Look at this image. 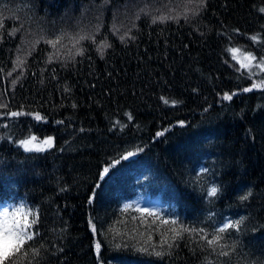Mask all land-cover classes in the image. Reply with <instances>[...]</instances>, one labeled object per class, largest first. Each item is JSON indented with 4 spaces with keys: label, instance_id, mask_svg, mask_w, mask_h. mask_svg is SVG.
Instances as JSON below:
<instances>
[{
    "label": "trees",
    "instance_id": "trees-1",
    "mask_svg": "<svg viewBox=\"0 0 264 264\" xmlns=\"http://www.w3.org/2000/svg\"><path fill=\"white\" fill-rule=\"evenodd\" d=\"M261 9L264 0H0V210L23 203L39 216V255L29 248L22 264H264V89L243 91L264 72L249 78L226 50L264 57ZM61 34L49 62L45 41ZM80 35L90 38L76 55ZM30 135L53 146L25 152L18 141ZM134 196L157 216L121 209ZM241 218L221 241L228 256L194 234L160 247L173 227L161 220L212 233Z\"/></svg>",
    "mask_w": 264,
    "mask_h": 264
},
{
    "label": "snow or ice",
    "instance_id": "snow-or-ice-1",
    "mask_svg": "<svg viewBox=\"0 0 264 264\" xmlns=\"http://www.w3.org/2000/svg\"><path fill=\"white\" fill-rule=\"evenodd\" d=\"M205 0H200L201 6H203ZM261 11H264V9H261ZM159 19L164 20L165 17H160ZM155 23V19L153 20ZM3 27V22L0 21V28ZM16 31H19V29H14L13 33L15 34ZM90 37L80 35L77 37H72L73 41V48H76V46L80 43V41L89 39ZM64 39V34H61L60 36H57L55 39H49L46 40L45 43L49 44L54 50L52 54L49 55L48 61L52 62L54 58L59 57V49L58 45L61 44V41ZM123 39V37H121ZM250 39L253 42L258 41V36L254 35L251 36ZM39 43V41H37ZM110 47V45L106 43H101L100 48ZM99 50V49H98ZM230 54L231 57L236 63L239 65V68H237V71L241 70H248L249 72V78H251L252 75H256L255 72L252 70L259 69L260 72H264V57L257 58L255 55H253L251 52L246 51L242 48H236L231 47L226 49ZM83 48H76V55H83ZM25 63L24 60L17 58L16 65L17 67H22ZM15 70V69H14ZM12 73H8V75H11ZM13 84H15V81H13ZM253 89H264V79H261L259 83L253 82L252 86L250 88H245L243 91H252ZM233 94L225 93L223 95V99L225 100H231ZM163 102L165 104L172 103L176 104L177 101H169L163 97H161ZM0 108H7L6 104H0ZM5 115L9 117H20L23 115H29L32 116L35 120L41 121L45 118L41 116L40 113H32V112H23V111H11L6 113ZM129 119H132L130 114H127ZM57 123H62L61 121H57ZM119 123V121H117ZM183 126V121L180 122ZM163 133H157V135H162ZM18 145L23 148L25 152H43L47 150L48 148H51L53 146V138L47 137L45 139H39L35 135H30L27 138L20 139L18 141ZM138 151H142V149H138ZM136 153L134 152H128L126 156H122L121 159H128L132 156H134ZM119 163V160H116L113 162L112 165L106 166L103 168L101 173V179L104 178L106 174H108L110 168L114 166V164ZM202 172H207V169H202ZM220 191L219 186L213 185L210 188L206 189V194L208 197H216ZM251 195V192L241 197V200H247L248 197ZM92 202V199H89V203ZM132 205L125 204L124 205V211H127L129 208H131ZM137 211L141 212L143 215L150 216V217H156L157 213L154 210L147 209V208H137ZM39 216L38 212L32 209L31 207L26 206L25 204L21 203L15 207L9 208L4 207L2 210H0V264H22L21 258H27L29 255V248H31L30 242L33 241L36 236L38 235V232L35 231L34 226L38 223ZM243 223V218L239 220H226L224 221L220 226L215 228L212 233H208L205 231L204 228H189L185 227L183 225H178L177 220H161V224L164 225H172L173 227L169 228L167 231L161 233V249H163L165 246H167L168 249H171L174 247L175 241L182 239L184 237V234H188L189 236H192L193 234L195 236H198L200 241H203L204 244L208 246L213 252H216L217 247L221 249V251L218 253L221 256H228L229 252L223 251L224 248L229 247L226 244L221 243V241L224 240V234L227 233L229 230H240V225ZM91 224V221H90ZM151 227V225H149ZM92 231L95 233L96 228L95 225H92ZM117 235H120L119 232L116 233ZM126 235V234H125ZM141 235L142 234H139ZM136 237L133 236L131 239H135ZM151 240V236L148 237V241ZM147 243V241H146ZM120 244H117L116 247H120ZM125 247L127 245H124ZM97 253H99L101 244L100 242H97L96 245ZM233 250L235 249V244L232 245ZM32 253L34 255H39V249L31 248ZM140 252H148V247L140 246L137 248ZM152 254L161 257L165 254L163 250L157 251L155 246H152Z\"/></svg>",
    "mask_w": 264,
    "mask_h": 264
},
{
    "label": "rangeland",
    "instance_id": "rangeland-1",
    "mask_svg": "<svg viewBox=\"0 0 264 264\" xmlns=\"http://www.w3.org/2000/svg\"><path fill=\"white\" fill-rule=\"evenodd\" d=\"M125 203L130 204L132 205V207L135 208H147V209L150 208L149 201L144 199L142 196H134L132 199L127 200Z\"/></svg>",
    "mask_w": 264,
    "mask_h": 264
},
{
    "label": "bare ground",
    "instance_id": "bare-ground-1",
    "mask_svg": "<svg viewBox=\"0 0 264 264\" xmlns=\"http://www.w3.org/2000/svg\"><path fill=\"white\" fill-rule=\"evenodd\" d=\"M28 137H29V136H28ZM26 138H27V137H26ZM42 139H45V138H42ZM7 177H8V179H10V180H15V181H16L15 176L12 175L11 173L7 174ZM6 186H7V185H6ZM125 204H127V203H125V202H121V204H120L121 209H124V205H125ZM132 209H134V207H131V208H129L128 210H132Z\"/></svg>",
    "mask_w": 264,
    "mask_h": 264
}]
</instances>
